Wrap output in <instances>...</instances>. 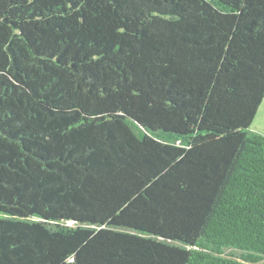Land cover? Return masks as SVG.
Wrapping results in <instances>:
<instances>
[{
	"label": "trees",
	"instance_id": "16d2710c",
	"mask_svg": "<svg viewBox=\"0 0 264 264\" xmlns=\"http://www.w3.org/2000/svg\"><path fill=\"white\" fill-rule=\"evenodd\" d=\"M264 0H0V264H264Z\"/></svg>",
	"mask_w": 264,
	"mask_h": 264
},
{
	"label": "rangeland",
	"instance_id": "374dc122",
	"mask_svg": "<svg viewBox=\"0 0 264 264\" xmlns=\"http://www.w3.org/2000/svg\"><path fill=\"white\" fill-rule=\"evenodd\" d=\"M249 129L252 132H257L264 136V101L258 109V112Z\"/></svg>",
	"mask_w": 264,
	"mask_h": 264
}]
</instances>
